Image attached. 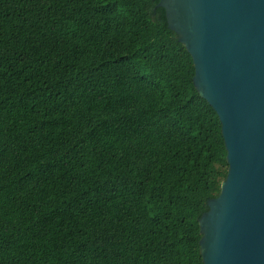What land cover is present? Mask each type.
Wrapping results in <instances>:
<instances>
[{"label":"trees","instance_id":"16d2710c","mask_svg":"<svg viewBox=\"0 0 264 264\" xmlns=\"http://www.w3.org/2000/svg\"><path fill=\"white\" fill-rule=\"evenodd\" d=\"M159 0H0V264H203L217 115Z\"/></svg>","mask_w":264,"mask_h":264},{"label":"water","instance_id":"95a60500","mask_svg":"<svg viewBox=\"0 0 264 264\" xmlns=\"http://www.w3.org/2000/svg\"><path fill=\"white\" fill-rule=\"evenodd\" d=\"M217 115L226 152L219 194L197 220L203 264H264V0H159Z\"/></svg>","mask_w":264,"mask_h":264}]
</instances>
